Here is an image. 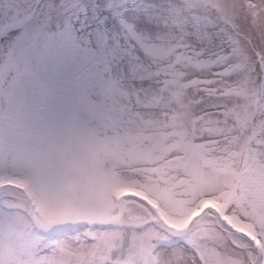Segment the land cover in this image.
<instances>
[{"label":"rangeland","instance_id":"1","mask_svg":"<svg viewBox=\"0 0 264 264\" xmlns=\"http://www.w3.org/2000/svg\"><path fill=\"white\" fill-rule=\"evenodd\" d=\"M37 47L70 66L83 118L32 120L24 90ZM4 173L27 178L51 209L105 217L121 185L179 220L210 196L252 221L264 250V0H0ZM122 202L139 206L135 220L49 237L81 217L49 219L0 193V264H255L205 209L171 233L144 203Z\"/></svg>","mask_w":264,"mask_h":264},{"label":"snow or ice","instance_id":"2","mask_svg":"<svg viewBox=\"0 0 264 264\" xmlns=\"http://www.w3.org/2000/svg\"><path fill=\"white\" fill-rule=\"evenodd\" d=\"M97 19L103 25L107 18ZM23 39L22 30H15ZM31 71L25 76L24 104L32 120L42 126H58L74 118H83L71 68L65 63L50 59L39 47L27 56Z\"/></svg>","mask_w":264,"mask_h":264},{"label":"bare ground","instance_id":"3","mask_svg":"<svg viewBox=\"0 0 264 264\" xmlns=\"http://www.w3.org/2000/svg\"><path fill=\"white\" fill-rule=\"evenodd\" d=\"M121 188L126 190L127 187L122 186ZM128 189H134V188L130 187ZM0 193L8 194V195L15 197L16 199L20 200L24 204L26 209L31 210V211L33 209V207H32V204H33L40 212L43 213V215L45 217H47L49 219L53 218V217L60 216V215H64V214H70V213H59V214H54V215L48 214L45 210H43L42 208H40L36 205V203L34 202L32 196H31V193L28 190H26L22 185H20V184L18 185L17 183L12 182V181L6 182V184L0 188ZM128 197L135 198V199L139 200L140 202L144 203L145 205H147L148 207H150L155 212V214L157 216V220L163 225V227H165L171 233H179V232H181V230L184 229V227H182V226L173 225V224L169 223V221L166 218H164L163 216H161L157 212V209L155 208V206L153 204H151L145 197L141 196L138 193L123 191L120 194L119 199H121V201H122L124 198H128ZM138 208H139V206H137L136 204L126 203L124 205L123 211L119 217V220H118L119 223L135 220V218L130 216L129 212H130V210H137ZM203 209L207 210L210 213V215H213L219 222L225 224V222H223L222 218L220 217V212L213 206V203L209 202V204L206 205V208H203ZM84 220H85V218L82 217V221H84ZM42 221L46 222L47 220H42ZM227 227H229L231 229V231H232L233 235H235V237L240 236V237H242V239L247 241V243L250 245L249 247L251 249H253L252 260L255 262V264H257L258 263L257 262L258 251L255 249V245L252 242V239L249 236H247L245 234H241L240 232H238L236 229H234L232 227V225H229V226L227 225Z\"/></svg>","mask_w":264,"mask_h":264},{"label":"water","instance_id":"4","mask_svg":"<svg viewBox=\"0 0 264 264\" xmlns=\"http://www.w3.org/2000/svg\"><path fill=\"white\" fill-rule=\"evenodd\" d=\"M7 179L22 184L24 187H26L27 190H29L30 192H32V190H31V188L29 186L28 181H26L25 179L19 178L17 176H12L10 174H7V175L2 176L1 186L4 185V182ZM32 196L34 198V201L39 206H42L41 203L39 202V200L37 199L36 195L33 192H32ZM45 210L47 212L51 213V214H56V213L64 212V211H71V212H75V213L81 214L83 216H87L86 212L83 209L78 208V207H74V206L64 207V208H62L60 210H50V209H45ZM122 211H123V203L121 202L120 207H119V210H118V213H117L116 216H114L112 218H100L98 220L89 219V223L94 224V225H100V226H115L117 224V221H118V219H119ZM221 216H222L223 220L228 223V220H227L226 216L223 215V214ZM75 229H77V226L64 228L63 231L75 230ZM253 242L255 244H257L256 241H253Z\"/></svg>","mask_w":264,"mask_h":264}]
</instances>
